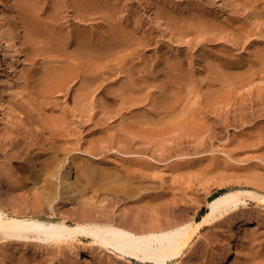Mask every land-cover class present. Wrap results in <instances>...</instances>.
Segmentation results:
<instances>
[{
    "label": "bare ground",
    "instance_id": "obj_1",
    "mask_svg": "<svg viewBox=\"0 0 264 264\" xmlns=\"http://www.w3.org/2000/svg\"><path fill=\"white\" fill-rule=\"evenodd\" d=\"M71 1L75 4L74 7L77 9L81 23L89 17L91 19V17L100 16L102 7L111 6L108 0V2L106 0ZM231 1L233 0H229V3ZM260 1L262 2V0L252 1L253 9L257 10H253L254 16L258 15L255 13L260 10ZM214 2L212 1V3ZM224 2L222 0L219 3L224 4ZM240 3L242 6L243 3ZM61 5L53 6L60 10L62 7L64 8ZM16 6L19 9L20 14H18L24 19L23 27L30 33L28 46H31V57L36 54L37 57H40L39 59L43 58L46 61L43 70L39 72L36 66L40 65H34L32 57L31 62H28L31 63V66L26 72V89L29 96L31 94L32 98L37 96L43 100L45 114L44 117L41 115L42 118L32 115L33 104L30 108L28 105L35 98L27 106H25L26 104L22 105L15 98L20 103L18 104L14 99L10 100V104L13 105H11L12 108L28 115L27 122L15 123L14 119L10 118L3 127L0 124V246L10 247L15 251L31 247L33 252L35 251L34 254L38 252V255L39 252L51 254L56 251L65 261L64 249L75 245L70 248L74 252L76 246L79 249L80 245L88 247L92 251L89 259L94 264L96 261L99 263L106 261L112 264H171L182 258L193 237L201 229L216 225L217 221L222 219L224 221L225 218L231 217L230 215L239 211L240 207H246L247 201L264 206V153L259 159L251 157L246 159V156L245 160H236L234 155L232 157L226 154L228 159L225 161L227 164L224 163L226 164L225 169L235 175L232 178H220L213 184L211 176L203 178V182L210 189L217 192L224 189L225 191L207 200L206 213L199 220L192 221L193 223L191 220H189L190 223L179 220L175 214L170 216L164 213V203L161 200L164 196L165 186L158 171L162 165L160 161L178 151H176L175 144L177 147L178 144L179 146L182 144V148L185 139L193 144L195 150L211 146L209 141L211 136L215 135L216 130L225 129L227 125L219 111H217L219 114L213 111L214 114L211 115L212 109L217 110L218 107H223L233 101L235 105L240 106L242 118L255 117L254 111L250 113L254 107L247 108L252 104V101L249 102L242 90L250 85L255 78H260V76L262 79L264 78V48L256 50L258 47H255L254 54H252L254 58L253 60L250 58L248 62L242 55L231 56L227 49L222 50V54L217 58V64L212 61L210 63L201 58L208 54L204 52L207 54H201L202 60L200 59L201 61L198 62L205 61L207 66L203 65L201 68V65V74L197 75L199 72L197 73L193 69V63L189 68H185L186 66L183 64L185 60L182 61L180 57H170L174 54L165 60L162 59L163 61L159 60L158 63L155 60L161 57V54L160 56L158 54L159 57H156L155 62L151 61L152 59L149 60L142 50L146 48L144 42H147L146 39H148L146 38V29L141 31L144 28L142 27L139 30L137 28L139 25L136 24H139V21L135 23L136 26L132 25L128 16H125L126 19L123 17L125 14L122 15V19L119 18L117 22L111 24L106 34L103 33L106 35L104 39L114 41L108 43L106 40L103 42L102 35H98L100 32L93 36L91 33L95 30H91L89 33L91 35H89L85 28L87 25L77 26V29L71 34V30L69 31L64 27L66 25L59 22L62 15L59 16L57 11V14L51 12L47 16H41L39 0H16ZM223 7L225 8L224 5ZM226 7L228 8V6ZM176 9L178 8L176 7ZM176 9L173 11L170 8H163V12L168 17L167 24L174 26H170V28L182 29L183 35L192 31H199V33L201 31H210V33L215 30L223 31L224 23L222 24L221 20L226 17L221 19L218 16L220 18L218 20L213 15L216 13L215 11L213 13L210 12V9L207 12L205 9H201L196 11L197 13H185V16L178 13ZM230 9L231 6L229 11ZM64 11L66 10L60 11L61 14ZM193 11H195L194 8ZM238 11L237 9L236 12L238 13ZM240 14H235L236 17L234 15L233 17L241 31L245 33H242V36L248 35L246 37H249L250 34L255 36L256 32L252 33L256 27L243 18L246 14L243 15L241 12ZM247 16L251 17L249 14L245 17ZM65 20L64 23L68 22ZM250 20L253 19L250 18ZM108 21L110 22L111 19ZM69 24L68 28L70 29ZM257 28L259 29L258 26ZM97 29L100 30V28ZM151 29L155 30L152 27ZM103 31L105 30L101 32ZM260 31L261 29L257 32L260 34ZM216 33L214 37L218 35ZM15 34L13 28H7L4 38L14 41ZM262 37L264 38V36ZM159 38L161 39V37ZM218 39H222V37ZM16 43L20 48V43L18 41ZM236 45L237 43L234 46ZM114 47L118 48L116 55H119L115 59V67L122 69L124 66L122 70L127 78L124 77L123 80L127 81L122 85H120V81L117 84L120 85L119 87L107 88L108 90L103 91L102 80L105 74L103 70L106 65L103 63V59L107 55L111 56ZM129 47L132 49L127 53ZM139 50H142L140 60L135 62L134 58ZM17 52H9L8 64L12 67L17 65ZM182 52L184 51L182 50ZM1 55L0 50V58ZM193 55L191 54V58H194ZM196 58L198 57L196 56ZM213 58L217 60L216 57L213 56ZM124 74L122 73V75ZM78 82L80 87L73 99V106L69 109L66 101L61 104L59 98L68 95L72 85H76ZM204 86L205 90L202 89ZM146 89L149 90L145 92ZM258 91H260L258 95L262 99L264 87ZM249 95L251 96V93H248ZM145 98L146 102H144ZM29 100L27 99L28 102ZM111 102L117 103L115 113L122 117L115 132L106 130L104 127L107 115L114 111ZM147 102L149 105L151 104L149 107L146 106ZM34 107L37 106L34 105ZM1 108L0 111L3 110ZM226 109L220 110L226 111ZM247 109L251 110L248 112ZM120 111H124L125 115H121ZM89 125L91 128L86 131ZM46 133H49L48 137L45 136ZM91 133L94 135L93 140L88 147L82 148L84 137ZM243 136L245 137L239 142L236 151L239 149L242 151V148L244 150L252 145L250 143L252 142L251 136L245 134ZM258 138L264 140V125ZM152 146H154V153L151 151ZM261 149L264 152V144ZM183 150H185V146ZM189 150L188 152H191ZM208 150L211 151V147ZM192 151L194 150L192 149ZM72 153L74 156H71ZM85 154L90 156L89 159L83 158ZM195 155L197 156V154ZM108 156L115 158L113 160ZM181 157L183 156L181 155ZM211 164L213 171L220 168V163L217 161L215 163L212 161ZM205 171L209 173L210 167ZM156 186H158V190H154ZM251 188L262 194L246 190ZM155 202L157 207L156 209L155 206L153 207L155 214L151 216L149 206L151 203L156 204ZM70 204L74 208L71 209L70 214H65L66 212L63 211ZM121 206L123 208L117 214L116 211ZM173 207L176 208V206ZM48 210L51 211V215L48 220H45L44 217L49 212ZM172 211L175 209L173 208ZM182 217L184 218V216ZM240 218L241 226L246 227L252 222L251 218L245 219L242 216ZM220 224L223 223L219 222L218 225ZM230 237L224 248L225 256L218 262L215 260L214 264L227 263L235 242L234 238ZM251 237H255L254 232L251 233ZM95 251L102 254L107 252L113 258H104V255L99 257L95 255ZM23 252H21L22 255L25 254ZM260 253L262 254V252ZM249 256L242 258L243 260L239 264H253ZM260 256L257 254L256 257L260 258ZM67 262L74 264L76 261L69 260Z\"/></svg>",
    "mask_w": 264,
    "mask_h": 264
},
{
    "label": "rangeland",
    "instance_id": "obj_2",
    "mask_svg": "<svg viewBox=\"0 0 264 264\" xmlns=\"http://www.w3.org/2000/svg\"><path fill=\"white\" fill-rule=\"evenodd\" d=\"M108 1L107 2L109 3V5L111 3V6L102 7V9L100 11V16H98L96 18L91 17V19L89 17L88 19L83 21V23L80 22V20L78 18L77 9H75L76 7H74L75 4L71 0H39L40 14H41V16H47L51 12H53L54 14L55 13L57 14V12H58L59 16L62 15L59 22L60 23L62 22V24L66 25V26H64V25L63 26L66 29H68L69 31L71 30L70 31V33L72 32L71 34L74 33V30L77 29V26L79 27V25H80V26L84 27V25L85 26L87 25L85 27L87 29V33L88 34L91 33V30L96 31V32L92 31V33H91L92 35L93 34L96 35L97 32L98 33L100 32L98 35H100V34L102 35L103 42H104V40H106V39H104V37L106 36L105 34H106L107 30L110 28L111 24L113 25L114 22H117V20H119V18H121L122 15L125 14V15H123V17L126 19L125 16H128L127 18L129 19V22L133 23V24L132 23H130V24L135 25V23L139 21V24L136 23L137 26L139 25L137 28H139V30H141L140 28L144 27V28H142L141 31H144V29H146L145 30L146 38L149 39L151 37V35L153 34L152 35L153 38L151 37L149 40L146 39L147 42H144V44L146 45V48L142 49V50H144L143 52L146 54V56L149 60L152 59L151 61H153V62L156 61L158 63L159 60L163 61L166 58H168L171 54L172 55L174 54L173 56H170V57H180L182 59V61L185 60V61H183L184 66H186L185 68H189V66L193 63L192 64L193 69H195L197 71V73L199 72L197 75L201 74L200 73V66L201 65H202L201 68H203V65H204V67L207 66L206 65L207 63L205 61H202V62H198V61H201L203 59V60H207V62L212 61V62L216 63V61L218 62L217 58H219V55H221L223 52L222 50L228 49L227 51L229 52V54L231 56L232 55L235 56L234 54L242 55L246 59V62H248V61H250V58L252 60L254 58V55H252V54H254L253 52L255 51V47H258V48H256V50L260 49V48H264V45H263L264 44V38L262 37V36H264V35H262V34H264V32H263V30H264V18H263L264 14H262V13H264V11L261 12V10L264 9L263 0H262V2L260 1V4L262 7L259 6L260 10L258 11V13H255V14H258L256 16H254L253 10H255V11H257V10L255 7H254L255 9H253V6H252L254 0H252L253 2L251 0H249L248 2H247V0H235L236 3H234L235 2L234 0H233L234 2L231 1L230 3H229V0H227V2H226V0H224L225 1L224 4L219 3L222 0H215V2H214V0H108ZM212 1L214 3H212ZM243 1L246 3L244 4ZM240 2L243 3L242 6H241ZM0 3H1V5H0V31H1V33H0V50H1V54H2L1 58H0V108L2 107L1 109H3L0 111V124H1V127H3L4 124L10 120V118L14 119L15 123H19V122L25 123L28 120L27 114L22 113L21 111H19L17 109H14V107L12 108L13 105L10 104L11 103L10 100H14L16 98L17 100H19L21 102L22 105L26 104L25 106H27L28 104H30L31 100L35 98V96L33 98L31 96V94L29 96L28 90L26 89V86H27L26 72L31 66V63L29 64L28 62H31L30 59L33 57V56L31 57V54H30V53H32L31 52V46L30 45L28 46L29 39H30V36H29L30 33L28 30H25L26 29L25 27H23L24 19L21 17V15H19L20 13L18 12L19 9L16 6V0H3V1L0 0ZM63 3H64V5H63ZM210 3H212L213 6ZM234 4H235V6L240 4L239 5L240 7L236 6V9H235V6L232 7V5H234ZM53 5L64 6V8L63 7L62 8L66 11L62 12L63 14H61L60 11H63V9L61 8L60 10H57L54 8ZM165 5H166V7H165ZM208 5H210L211 7ZM223 5L225 6L226 9L223 7ZM226 6H228V8ZM230 6H231V9L229 11ZM245 6H247V7H245ZM249 6H251V7H249ZM43 7H44V9H43ZM48 7H50L51 9ZM176 7L179 10L176 9ZM192 7L194 8L195 11H193ZM197 7H199V8H197ZM163 8H167V9L170 8V10H173V11H175V9H176L178 11V13L184 14L185 16H186V14H189V12L197 13L201 9L202 10L205 9V11L207 12V10L209 11V9H210V12H213V11L216 12V13L213 12L215 14H213V13H211V14L216 16L218 20H220V18H218V16L221 17V19L223 17L224 18L226 17V19L223 18L224 20H221V23L222 24L224 23L222 26L223 31L220 32L219 30L218 31L215 30L214 32H211L213 36L210 35L211 34L210 31L209 32L208 31H201V33H199V31H195V32L192 31L191 33H187V34L183 35L182 29L176 30V28H173L174 27L173 25H171L169 23L167 24V22H168L167 18L168 17H167V15L164 14ZM237 9L239 10L238 13L236 12ZM242 9L243 10L246 9V10L243 11ZM250 9H251V11H249ZM114 10H116L117 12ZM226 10H227V12H226ZM232 10H234V12H236V13L232 12ZM246 11L249 12L248 14H249V16L251 15V17H248V16L245 17L246 15H248ZM161 12H163V13H161ZM217 12H219V13H217ZM230 12H232V13H230ZM240 12L243 13V15L246 14V15H244L243 18L244 19L246 18L247 21L250 22V24L252 23L253 27L254 26L256 27V30L254 29L255 31H254V33H252V34H255V32H256L255 36H253L251 34L249 35V37H246L248 35L242 36L245 33H243L241 31L239 24L234 19V17H236L235 14L241 15ZM105 13H107V14H105ZM229 13L232 16H230ZM259 13H261V14H259ZM65 14H66V16H65ZM63 15H64V17H63ZM233 15H234V17H233ZM109 16H110V18H109ZM257 16L260 19L256 18ZM113 17L115 19L116 18L117 19L115 20ZM164 17H166V18H164ZM261 17H262V19H261ZM138 18H140V19L142 18L141 20H143V21L139 20ZM250 18L253 20L249 21ZM63 19L68 20V22L65 20L66 21L65 23H67V24H65L63 22L64 21ZM110 19H111V21L110 22L108 21L109 22L108 23L107 20H110ZM217 19H215V21H218ZM76 21L77 22L79 21V22L77 23ZM253 21L255 22L254 24H253ZM75 23H76V25H74ZM68 24H69L70 29L68 28ZM255 24L259 27V29L257 28V26ZM236 25H237V27H236ZM107 26H108V28H107ZM170 26H173V27H171V28H173L172 30H174L173 32H172ZM132 27H134V26H132ZM151 27L153 29L155 28L156 31L152 30ZM7 28H13L14 31L16 32V34H15L16 38L14 41L9 40V38H4L5 30ZM97 28H100V30L102 29L105 31L101 32L102 30L100 31ZM158 29H159L160 33H159ZM260 29L262 32L260 31V34H259L257 31H259ZM175 30L177 31V33L179 35L176 33ZM178 30L181 32H179ZM162 31H163V33H162ZM206 32H208V33H206ZM103 33H105V34H103ZM215 33L218 34L216 37H214ZM91 34H89V35H91ZM160 34H161V36H160ZM147 35H149V36H147ZM258 35H259V37L262 35L260 37L261 39L259 37L257 38ZM158 36L161 37V39ZM211 36L213 37V39ZM221 37H222V39H218ZM111 40L112 39H109V40L107 39L106 42L113 43L114 41H111ZM143 40H145V39H143ZM16 41H18L20 43V45H21L20 48L17 47ZM236 43H237V45L234 46ZM256 43H257V45H256ZM73 45H74V43H73ZM147 48H148V50L149 49L150 50L148 51ZM127 49H128L127 53H129L131 51L132 47H129ZM142 50H139V52L135 55V58H134L135 62H139L140 54L142 53ZM182 50L184 52H182ZM113 51H114V52H112L113 55L111 53V56L107 55L106 58L103 59V63L106 64L104 67V69L106 71L103 70V72L105 73L104 74L105 76L103 75L104 78L102 80V87L104 86L103 91H105L107 88H109V89L110 88H113V89L117 88L127 81V80H123V79L127 78L126 75L124 74L123 70H122L124 68V66L122 67V69L121 68L116 69V67H115V59L119 57V55H116L118 52V48L114 47ZM9 52H13V53L17 52L16 58L18 61H17V65L14 67H12L8 64V58L10 57ZM122 52L120 53V55L122 54ZM204 52L208 53V54L205 53V54H207L206 55L207 57L202 56V55H205ZM212 52L213 53L215 52L214 55ZM216 53H218V54L216 55ZM231 53H233V54H231ZM158 54H159V56L161 54V57H159ZM191 54L192 55L194 54L193 55L194 58H191L192 57ZM33 55H34V57L32 60H33V63H35L34 65L39 64L41 66V63H42V66H41L42 69L40 68V66H36L37 70L40 72L43 70V66L45 65L46 61L43 58L39 59L40 57H37L36 54H33ZM195 55L199 59L196 58ZM213 56L216 57L215 59H217V60H214ZM156 57L157 58L159 57L157 59L158 61L155 60ZM188 57H190V58H188ZM190 59H193L194 61L190 60ZM35 61H37L38 63ZM190 61H191V63H190ZM187 65H188V67H187ZM197 67H199V68L197 69ZM106 68H108V69H106ZM121 72L124 75H122ZM105 77H106V79H105ZM120 81H121V83H120ZM118 82L120 83V85H117V84H119ZM263 85H264V78L262 79V77L260 76V78H258V77L255 78L254 81L250 85L246 86L242 90V92L245 93L246 98L249 99V102L252 101L253 105L252 104L250 105L252 107H250L248 105L247 108H253L254 107L253 108L254 110L253 109L252 110L247 109V111L251 110L250 113H252L254 111L255 112L254 118H250L249 116L246 118H242L241 114H240L241 113L240 106L235 105L233 101H231V103L227 104L229 107L227 105H224L223 107H218L217 110L212 109L210 111V112H212L211 115H213L214 112L219 111L220 115L222 116V119L228 125V126L226 125V128L223 130H219V131L216 130L215 135L211 136V140H209L211 143V146H210L211 151L208 150L210 147H208V148L207 147L206 148L201 147V149L198 148L197 150H195V148H193L194 147L193 144L190 141L188 142L187 139H185L186 141L184 143L182 142L184 144L182 148L184 149V146H185V150H183L181 148L182 144L180 146L178 144V147H177V144H175L176 151L177 150L178 151L172 153L169 157H167L168 159L163 158L160 161L162 165L159 167L158 171L162 177V180H163L164 186H165L164 187L165 190H163L164 196H163V199L161 200V202L164 203L163 209H164L165 214L170 215V216H173L175 214L179 220H185V221H188L189 223H190L189 220H191V222L199 220L201 218V212L204 211V213H206V211H207V202H208L207 200L211 199L212 196L218 195L219 193L225 191V189H224V190L217 192L216 190L214 191V190L210 189V187L205 182H203V178L205 176H211L210 178H213L211 181L213 184V183H215L216 180H219L220 178H232V176L234 177V175H235V174L230 173L229 170L225 169L226 164H227L225 161L228 159V158H226V154H229L232 157L234 155V159H236V160H238V159L245 160L246 156H247L246 159H249V157L254 158V159H256V158L259 159L262 156V154L264 152H263V149H261V148L263 147L264 140H260L258 137H259V132L263 129V125H264V100H263L264 97L262 99H260V97L258 95V94H260V91H258V90L263 88L264 87ZM79 87H80L79 82L76 83V85L75 84L72 85L69 94L59 98L60 103L63 104L62 102L66 101V104L68 105L69 109L72 108L73 99H74L75 95L78 93ZM205 88L206 87L204 86L202 89L205 90ZM148 90L149 89H146L145 92H147ZM248 93H251V96L250 95L248 96ZM250 97H251V99H250ZM36 98H37V96H36ZM36 98L34 101L32 100L31 104L28 105V107L30 108L33 104V106H32L33 108L31 107V109H33L32 115H34L37 118H40V117L42 118V116L44 117V114H45V111H43L44 110L43 104H42L43 100L40 98H37V100H36ZM16 99H15V101L18 102V104H19L20 102L17 101ZM27 99H30L29 102L27 101ZM147 99H148V97H147ZM147 99L145 98L144 102H146ZM257 100H259V101H257ZM261 100H262V102H260ZM67 101H68V103H67ZM148 102L146 104L147 107H149L151 105V104L149 105ZM108 103H110V102H108ZM111 104H112L111 106H113L112 108L114 109V111L110 112L107 115L108 118L106 121H104V124L106 125V126L104 125V127L106 130L115 132V129L117 128L118 124H120V122L122 121V117L119 115L117 116V113H115V108L117 107V103L115 104V102H113V103L111 102ZM230 104H231V107H230ZM34 105L37 107H34ZM234 108H236V109H234ZM220 109H226V111L220 110ZM239 110H240V112H239ZM1 112H2V114H1ZM120 112H121V115H123V116L125 115L124 111H120ZM224 113H226V114H224ZM225 116H228L230 118L228 119V117H225ZM226 120L228 123L226 122ZM90 128H91V126L89 125L87 127L86 131L90 130ZM221 131H224L225 133L221 132ZM47 134H49V133H46L45 136H47ZM244 134L251 136L252 142H250V143L253 146L251 145L249 148H246L244 150L242 148V151L240 149L238 151H236L238 148L239 142L241 140H243V138L245 137V136H243ZM93 136L94 135L91 133V134H88L84 137L82 148H86L89 146L90 142L93 140ZM186 144L189 146L187 147ZM151 148H152V150H151L152 153H154L153 152L154 146H152ZM187 148L190 149L189 151H191V152H188ZM192 149L194 151H192ZM186 150H187V152H186ZM233 152H235L237 154V156ZM73 153L71 156H74ZM231 153H233V154H231ZM195 154H197L198 157ZM206 154H209V155H206ZM181 155L183 157L189 155V156L193 157L194 159L193 158L190 159L191 157H189V158L184 157V159H183V157H181ZM200 155H202V156H200ZM96 156H98V155H96ZM179 156H180V158H179ZM89 157L90 156L88 154L83 155V158H85V159H87V158L89 159ZM108 157L113 159V160L115 158L114 156H108ZM222 159H225V160L223 161ZM254 159H253V161H254ZM184 160H186L188 162L186 163V161H184ZM212 161H213V163H215V161L219 162L220 168L213 171L212 170L213 166L211 164ZM192 162H194V163H192ZM200 162L201 163L203 162V163L201 164ZM224 163H226V164H224ZM222 164H223V167H222ZM209 167H210V171L208 173L207 171H205V169H207ZM202 169H203V171H202ZM242 172H246V171H242ZM158 182H160V180H158ZM154 190H158V186H156ZM246 190H250L253 192L255 191V193L262 194L261 192L253 190L252 188L246 189ZM251 202L247 201L246 207H243V208L240 207L239 211H236L234 214L232 213L230 215L231 217H227V219L225 218L224 221H223V219L219 220V221H217L216 225L213 224L212 226H209L208 228L205 227V228L201 229L200 231H198L195 234V236L193 237V240L190 243L188 249L185 250V253L182 256V258H179L178 260H176L177 263L176 262H173V263L174 264H214L215 260H216V262H218L220 259H222L225 256L224 248L226 246L227 241L231 238L230 236H232L235 240L234 248H233V251H231L230 256L228 257L226 264H239L241 262V260H243L246 256H249V255H250L249 259H252L253 264H264V206H259L253 201H251ZM168 204L170 205L169 208H168V206H169ZM57 206H56V208H59ZM166 206H167V208H166ZM173 206H176V208ZM153 207L156 209L157 203L156 204L151 203L149 206V209H150L149 214L151 216H153L155 214L154 213L155 210ZM171 207H172V209L174 208L175 211H172ZM72 208H74V207H73V205L70 204L66 207V209L63 212H66L65 214H70ZM122 208H123V206H121L116 211V213L119 214ZM165 208H166V210H165ZM182 208H183V210H181ZM60 211H62V210H60ZM50 212L51 211L48 212L49 214L47 212H46L47 214L45 213L46 214L44 217L45 220H48L49 216L51 215ZM179 213L181 216L178 215ZM182 216H184V218ZM240 216H242V218H245V219L251 218L252 219L251 224L247 225L246 227L241 226L239 223L240 219H241ZM219 222H222L223 224H220L221 225L220 226V225H218ZM252 232L255 233V237H251ZM73 246H75V245H72L71 247H66L64 249L63 252L66 255L65 261L62 260V258L60 257L61 256L60 253L56 252V251H55V253H51V254H49L47 252H45L47 254H45L44 252H42V253L39 252V255H40L39 256L37 254L38 252H36V254H34L35 251L33 252L31 247H30V249H25L22 251L21 250L15 251V249H11L10 247L0 246V254H1L0 255V264H25V262H26V264H69V262H67L69 260L70 261L72 260V262H73V260H74V262L76 261L75 262L76 264H91V263L94 264V262L90 261V259H89V256L91 255L90 253L92 251L88 247H84V246L79 245V249H77L78 247L76 246V248L74 249V252H73V249L70 250V248H72ZM253 247H255V248H253ZM21 252H23L25 254L22 255ZM95 252H94L95 255H97L99 257L104 255L105 256L104 258H113L107 252H103V254L101 252L99 253V251L98 252L95 251ZM260 252H262V254ZM94 253H92V254H94ZM257 254L261 255L260 258L256 257ZM22 256H24L25 258ZM89 262H91V263H89ZM96 262L98 264L101 263V262L99 263V261H96ZM96 262H95V264H97ZM105 263L108 264L109 262L103 261L101 264H105ZM173 263H171V264H173ZM109 264H112V263H109ZM122 264H124V263H122Z\"/></svg>",
    "mask_w": 264,
    "mask_h": 264
},
{
    "label": "trees",
    "instance_id": "obj_3",
    "mask_svg": "<svg viewBox=\"0 0 264 264\" xmlns=\"http://www.w3.org/2000/svg\"><path fill=\"white\" fill-rule=\"evenodd\" d=\"M204 214H205L204 211H202V212H201V216L204 215Z\"/></svg>",
    "mask_w": 264,
    "mask_h": 264
}]
</instances>
